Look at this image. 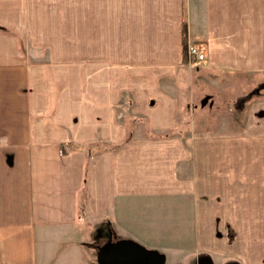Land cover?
<instances>
[{
    "label": "crops",
    "instance_id": "crops-1",
    "mask_svg": "<svg viewBox=\"0 0 264 264\" xmlns=\"http://www.w3.org/2000/svg\"><path fill=\"white\" fill-rule=\"evenodd\" d=\"M183 21L192 83L216 87L202 111ZM233 70L264 75V0H0V264H100L116 239L264 264V92L235 108Z\"/></svg>",
    "mask_w": 264,
    "mask_h": 264
},
{
    "label": "rangeland",
    "instance_id": "rangeland-1",
    "mask_svg": "<svg viewBox=\"0 0 264 264\" xmlns=\"http://www.w3.org/2000/svg\"><path fill=\"white\" fill-rule=\"evenodd\" d=\"M195 65H197V64L194 63V62H188V61L185 62V68L187 69V71L185 70L186 71L185 72V81H186L185 82L186 83L185 92L187 94H191V95L196 96L193 99L194 103H192V106L190 105V103H187V105H190L191 107H194V109L199 106V108L201 109V104L202 103H205V107L207 106V104H208V100H207L208 95L214 93L215 92L214 90H215L216 87L210 86L209 82H206V80L200 79V81H202L205 84H202V85L200 84L198 91L195 89L196 86L193 85L194 82L192 83V81L194 79L196 81H199L198 79L200 78V77H195L199 73L198 69L196 68L197 66H195ZM228 74L233 79V81L235 82V84L232 86V93H231L233 104L236 106L235 108L246 106V103L244 101L247 100V98L249 96H251V95L254 96V94H257V92H259V91H257L258 89H261L262 92H264V75L262 77H259V79L257 81L255 76L249 75V74H247L244 71H234L233 70L230 73L228 72ZM187 83H188V85H187ZM221 88H223V86H221ZM222 91L223 90H221L220 92L223 94L224 92H222ZM216 93H218V92L216 91ZM126 94H128V93H126ZM123 99H126L128 101V104L120 105V113H121V118L120 119L124 123L126 122L127 124H129L130 127L134 126L133 124H135V125L136 124H140V122L142 124H144L145 120L143 119V117H139V116L133 115V113H131V111H130V102H131L130 97L126 96ZM189 110L190 109H188V111L185 110L184 116L181 117L182 120H189V122H191V120H193V117L197 116L196 115L197 112L195 110H192V111H189ZM201 111H202V109H201ZM200 115H201L200 116V120H204V122H205L204 125H207L209 123V121H211V124H213L216 120H218V119H216L214 117H210L208 112H202ZM233 115H235V114H233ZM236 119L237 118H234V117L231 118V120L233 122ZM152 134H154L155 136L167 135L165 133H163V134L152 133ZM168 134H170V133H168ZM97 241H99V240L97 239ZM110 242L111 241H109V240L104 242V246H103V250H102V251H104V254H105V247ZM87 251L90 254V253H92L93 250H92L91 247H88ZM102 254H103V252H102ZM100 259L101 258L98 259V262L100 264H106L105 261H104V258H102L103 261L102 260L100 261ZM162 261L163 260H161V262ZM101 262H103V263H101ZM162 264H164V261L162 262Z\"/></svg>",
    "mask_w": 264,
    "mask_h": 264
},
{
    "label": "flooded vegetation",
    "instance_id": "flooded-vegetation-1",
    "mask_svg": "<svg viewBox=\"0 0 264 264\" xmlns=\"http://www.w3.org/2000/svg\"><path fill=\"white\" fill-rule=\"evenodd\" d=\"M108 244L105 247L106 254H104V251L101 250L99 252V258H101L100 261H103L102 258H104L106 264H123L121 260L123 257H131L132 259L126 264H161V260L157 255H153L150 251L144 253L138 252L135 250V246L137 245H134L131 242L116 239ZM111 249L114 252L113 257H111V255L107 252L111 251Z\"/></svg>",
    "mask_w": 264,
    "mask_h": 264
},
{
    "label": "built area",
    "instance_id": "built-area-1",
    "mask_svg": "<svg viewBox=\"0 0 264 264\" xmlns=\"http://www.w3.org/2000/svg\"><path fill=\"white\" fill-rule=\"evenodd\" d=\"M186 56L188 62L201 60L205 57V48L202 44L187 38Z\"/></svg>",
    "mask_w": 264,
    "mask_h": 264
},
{
    "label": "trees",
    "instance_id": "trees-1",
    "mask_svg": "<svg viewBox=\"0 0 264 264\" xmlns=\"http://www.w3.org/2000/svg\"><path fill=\"white\" fill-rule=\"evenodd\" d=\"M186 42H187L186 23H185V21H183V24H182V51H183V59L182 60H183L184 63L187 62ZM123 94H126V92L123 93ZM124 104H128V102L127 101L120 102V105H124ZM127 137H128V135H127ZM70 147L71 148H82V145L72 143V144H70ZM60 150H61V152H65L66 151L64 145H61V149ZM87 164H88V160L85 163V166H87Z\"/></svg>",
    "mask_w": 264,
    "mask_h": 264
},
{
    "label": "water",
    "instance_id": "water-1",
    "mask_svg": "<svg viewBox=\"0 0 264 264\" xmlns=\"http://www.w3.org/2000/svg\"><path fill=\"white\" fill-rule=\"evenodd\" d=\"M133 244V243H132ZM134 245H136V244H134ZM135 250L136 251H138V252H147V251H150V250H148V249H146L145 247H143V246H140V245H137V246H135ZM108 252V254L109 255H111V257H113L114 256V252L112 251V249H111V251H107ZM150 253H152V252H150ZM106 254V253H105ZM153 254V253H152ZM154 255V254H153ZM121 260H122V263L123 264H126L128 261H131L132 259H131V257H123V258H121ZM161 260V259H160ZM161 264H162V262H161Z\"/></svg>",
    "mask_w": 264,
    "mask_h": 264
}]
</instances>
